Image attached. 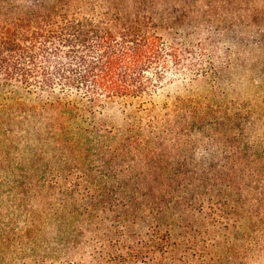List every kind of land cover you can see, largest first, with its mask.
<instances>
[{
    "label": "trees",
    "instance_id": "trees-1",
    "mask_svg": "<svg viewBox=\"0 0 264 264\" xmlns=\"http://www.w3.org/2000/svg\"><path fill=\"white\" fill-rule=\"evenodd\" d=\"M172 1L0 0V264H264V80L237 92L207 33L167 40L158 19L196 11ZM245 2L261 48L264 0ZM197 80L221 98L169 144L99 136L107 102Z\"/></svg>",
    "mask_w": 264,
    "mask_h": 264
},
{
    "label": "rangeland",
    "instance_id": "rangeland-1",
    "mask_svg": "<svg viewBox=\"0 0 264 264\" xmlns=\"http://www.w3.org/2000/svg\"><path fill=\"white\" fill-rule=\"evenodd\" d=\"M174 2H181V6H184L185 9L193 5L196 11L186 13L182 12L181 9L179 13L175 14L176 17L173 20L158 19L160 32L167 40H173L177 31H183L181 36L178 35L182 41L190 37L197 41L198 37H203L204 33H207L211 37L210 48L212 51L218 53L221 56L220 60L224 61L227 66H229L228 62L231 60L232 66L229 68L224 67L225 79L223 78V80L233 82L239 90L237 92L241 93V90L249 88L251 90L255 81L258 84V82L264 80L259 75L260 69L264 66V46L258 48L256 44L246 45V39L249 36L255 37L257 35V28L247 24L245 0L172 1V3ZM188 32L195 34L187 35ZM219 85L224 87L226 94L229 96L236 93L233 87H228L232 86L230 84L224 83L222 86L220 82ZM218 91L219 89H213L212 85L204 80L179 81L165 85L155 96L153 103L142 104L139 100L125 99L107 102L97 109L94 121L102 127L98 134L104 142L106 139L111 142L122 141L130 133V136L139 139V141L134 140L135 144L142 142L140 147L143 148V143H148L150 140L151 143H163L157 136V132H161L166 144H169L170 135L168 133L165 135L163 131L167 128H178L187 125L192 118L189 117L191 107L202 106L206 100L220 99L221 97L218 98ZM22 93L23 90L17 94ZM161 121L163 122L161 123ZM132 128L134 129L130 132ZM81 174L83 175V173L78 172L72 173L70 179L78 182ZM82 177L81 180H87L84 176ZM93 177L96 178V175L90 176V178ZM211 233L219 236L218 229L213 230ZM201 247L203 250L196 254L204 252L207 255H212L213 253L210 254L209 252L218 254L226 252V246L218 239L214 246L211 242H204ZM191 252H193V264H202L203 261L200 256H195L194 249H191ZM241 252L245 256L246 247L244 245H241ZM222 260L219 262L216 259L211 261L210 264H224Z\"/></svg>",
    "mask_w": 264,
    "mask_h": 264
}]
</instances>
